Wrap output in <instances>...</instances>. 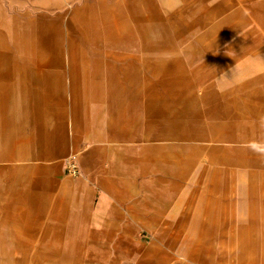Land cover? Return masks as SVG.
<instances>
[{
	"label": "rangeland",
	"instance_id": "374dc122",
	"mask_svg": "<svg viewBox=\"0 0 264 264\" xmlns=\"http://www.w3.org/2000/svg\"><path fill=\"white\" fill-rule=\"evenodd\" d=\"M0 264H264V0H0Z\"/></svg>",
	"mask_w": 264,
	"mask_h": 264
},
{
	"label": "crops",
	"instance_id": "0c3cea01",
	"mask_svg": "<svg viewBox=\"0 0 264 264\" xmlns=\"http://www.w3.org/2000/svg\"><path fill=\"white\" fill-rule=\"evenodd\" d=\"M86 209H88V204L86 203ZM73 220H74V217L72 216ZM75 222V221H74ZM71 228H73V225H70Z\"/></svg>",
	"mask_w": 264,
	"mask_h": 264
},
{
	"label": "built area",
	"instance_id": "2783aa9c",
	"mask_svg": "<svg viewBox=\"0 0 264 264\" xmlns=\"http://www.w3.org/2000/svg\"><path fill=\"white\" fill-rule=\"evenodd\" d=\"M71 168H72V171L76 172V167L74 165H72Z\"/></svg>",
	"mask_w": 264,
	"mask_h": 264
}]
</instances>
